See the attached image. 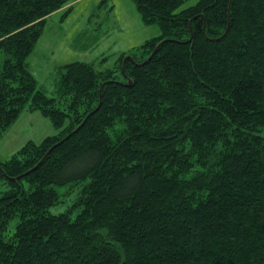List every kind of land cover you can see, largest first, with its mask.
Instances as JSON below:
<instances>
[{
  "label": "trees",
  "instance_id": "1",
  "mask_svg": "<svg viewBox=\"0 0 264 264\" xmlns=\"http://www.w3.org/2000/svg\"><path fill=\"white\" fill-rule=\"evenodd\" d=\"M73 1L0 0V136L59 130L0 160V264H264V0H134L160 34L50 97L27 57Z\"/></svg>",
  "mask_w": 264,
  "mask_h": 264
},
{
  "label": "rangeland",
  "instance_id": "2",
  "mask_svg": "<svg viewBox=\"0 0 264 264\" xmlns=\"http://www.w3.org/2000/svg\"><path fill=\"white\" fill-rule=\"evenodd\" d=\"M100 1L74 0L63 19L65 9L47 16L43 32L27 57L37 87L46 95H59L61 66L78 61L105 70L115 65L120 54L133 51L160 34L157 24L142 21L134 0ZM196 1L189 0L184 6ZM145 55L141 53L140 58ZM58 131L51 118L40 110H23L0 136V160L8 159L28 141L38 144ZM79 187L74 185L53 210L70 206Z\"/></svg>",
  "mask_w": 264,
  "mask_h": 264
},
{
  "label": "water",
  "instance_id": "3",
  "mask_svg": "<svg viewBox=\"0 0 264 264\" xmlns=\"http://www.w3.org/2000/svg\"><path fill=\"white\" fill-rule=\"evenodd\" d=\"M154 51H155V50H154ZM154 51H153V52H154ZM128 57H130V56H126V57L124 58V61H125V59L128 58ZM148 59H149V58H148ZM148 59H147V60H148ZM147 60H146V61H147ZM129 82H130V80H129Z\"/></svg>",
  "mask_w": 264,
  "mask_h": 264
}]
</instances>
